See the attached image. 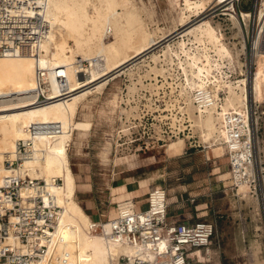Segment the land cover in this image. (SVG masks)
I'll return each mask as SVG.
<instances>
[{
    "label": "bare ground",
    "instance_id": "bare-ground-1",
    "mask_svg": "<svg viewBox=\"0 0 264 264\" xmlns=\"http://www.w3.org/2000/svg\"><path fill=\"white\" fill-rule=\"evenodd\" d=\"M173 1L178 11L173 28L167 34L176 33L177 47L167 44L161 54L152 53L150 59L155 64L163 61L169 69L180 73L179 83L169 85L172 90H178L185 105L179 106V112L187 116L189 127L198 135L199 142L219 158L227 157L228 164H253L249 144L252 133L258 130L260 112L255 111L253 115L252 101L264 104V14L252 40L251 56L259 58V66L252 72L242 59L246 52L245 38L241 22L232 13L231 0ZM223 2H229L224 11L229 16L231 36L238 42L225 39L221 25L212 17L193 23L192 18H201L214 3ZM40 6L38 13L46 28L44 38L33 43L31 54L0 57V164H4L5 159L12 161L18 157L19 141L29 145V153L19 163V170H1L0 188L6 179L14 176L46 184L42 190L49 193L61 209L52 235L57 254L67 256L66 262L61 264H119L121 256L131 261L138 258L154 262L156 257L148 248L109 241L91 232L93 219L76 201L77 184L68 156L75 131L82 134L90 130L88 122L75 121L79 110L89 106L90 101H97L110 81L122 75L131 77L134 68L144 62L141 59L144 53L158 43L161 30L148 29L143 19V16L153 17L154 11L142 0H42ZM30 15L36 13L31 11ZM241 17L247 29L250 16L242 14ZM180 28L184 29L180 31ZM184 38L191 43L190 47ZM150 71L166 78L164 72L168 70L157 69L155 65ZM57 73L64 77L62 89ZM39 80L45 84L43 93L50 100L43 105L36 102L42 92ZM118 99L117 94L110 102L111 116L126 114V119L129 118L133 108H123ZM51 123L60 126L58 134L32 136L28 131L34 124ZM121 126L117 137L121 131L129 130ZM114 138H106L110 148ZM255 142V162L262 164L264 146L261 147L262 141L257 137ZM110 148L103 150V158ZM211 155V151L206 154ZM243 167L249 173V182L233 179L232 184L237 185L239 197L248 199L251 190L248 183L253 180L254 172L251 165ZM56 180H60L61 185L56 184ZM25 194L22 191V196ZM118 206L120 210L134 208L132 201ZM116 218L118 212L107 219ZM105 229L109 231L110 226L105 225ZM257 245L256 256L260 251ZM255 264H264V260L259 258Z\"/></svg>",
    "mask_w": 264,
    "mask_h": 264
},
{
    "label": "rangeland",
    "instance_id": "rangeland-1",
    "mask_svg": "<svg viewBox=\"0 0 264 264\" xmlns=\"http://www.w3.org/2000/svg\"><path fill=\"white\" fill-rule=\"evenodd\" d=\"M142 1L148 9L154 11L153 17L143 16L147 28H158L162 32H158V43L144 53L141 58L144 62L134 68L131 77L122 75L110 81L97 101H90L89 106L79 110L76 122H88L90 133L81 134L75 131L71 141L74 144H71L68 152L70 167L77 184L76 201L81 205L91 198L97 203V207L93 212L87 210L86 213L91 218L96 216L94 221L110 219L117 210L112 201L113 196H110V188L116 187L121 178L147 181L152 187L166 191L170 219L180 222L207 221L213 225L214 236L209 255L203 254V261L197 259L194 264H255V260L259 261V258L264 260L262 205L252 192L253 182L248 184L251 200L239 197L237 185L232 184L231 164H228L227 157L219 158L212 149L200 143L198 135L189 127L187 116L179 112V106L185 105L178 90H172L169 84L179 83L180 73L169 69L163 61L155 64L150 59L152 53L161 54L167 44H171L172 48L177 47L176 33L174 36L168 34L173 28L178 7L173 0ZM228 3H214L201 18H192L193 23L212 17L214 22L221 25L225 39L234 42L229 16L224 11ZM231 4L232 13L241 22L245 38L246 52L242 59H245L247 66L254 72L259 66V58L251 56L252 40L264 14V0H231ZM242 14L250 16L247 29ZM183 29L180 28V31ZM184 39L190 47L191 43L187 38ZM160 59L163 60L164 57ZM155 65L157 69L168 70L164 72L166 78L150 71ZM117 94L123 108H133L132 115L127 119L126 114L111 116L110 102ZM252 107L253 115L255 111L260 112L255 138L262 141L260 145L263 147L264 104L252 101ZM121 125L127 126L129 130L121 131L120 137H117ZM111 136H115V140L110 148L106 138ZM117 145L120 147L116 148ZM107 147L110 150L103 158V150ZM208 151L212 152L210 157L206 156ZM123 158H128L130 164L110 162L115 159L121 162ZM87 159L93 164H77ZM261 166L264 168V162ZM61 183L59 180V185ZM140 184L144 185L145 182ZM135 202L139 203L138 200ZM256 243L260 245L257 256ZM197 256L196 254V258Z\"/></svg>",
    "mask_w": 264,
    "mask_h": 264
},
{
    "label": "built area",
    "instance_id": "built-area-1",
    "mask_svg": "<svg viewBox=\"0 0 264 264\" xmlns=\"http://www.w3.org/2000/svg\"><path fill=\"white\" fill-rule=\"evenodd\" d=\"M42 0H0V57L19 54H31L33 43L41 41L46 28L38 10ZM34 11L35 16L30 12ZM42 77V74L40 75ZM62 89L64 77L56 74ZM41 94L37 104L49 102L43 92L45 84L39 80ZM28 131L32 136H52L60 132L58 124H34ZM255 133L250 144L253 164H231L232 177L235 182H249L250 176L243 166H253L251 183L253 194L262 205L264 222V168L256 164ZM245 137H242L244 140ZM29 145L19 141L14 160L5 159L0 164L15 172L19 170L22 158L27 157ZM59 185V180L55 181ZM250 184V183H248ZM46 184L41 180L12 177L6 179L0 188V264H61L67 256L57 254L53 243V232L61 209L54 198L42 190ZM236 186V185H235ZM33 190L34 193H28ZM22 191L26 194L22 196ZM166 191L154 187L148 193L147 208L136 211L135 208L120 210L116 205L118 218L114 220L91 221L90 230L103 235L109 241L123 242L140 248H148L154 253V262H145L136 258L121 256L119 264H193L194 251L202 250L205 255L212 245L214 227L207 221L180 222L170 219ZM110 230L105 229V225ZM264 224V223H263ZM60 243L63 241L60 240Z\"/></svg>",
    "mask_w": 264,
    "mask_h": 264
},
{
    "label": "crops",
    "instance_id": "crops-1",
    "mask_svg": "<svg viewBox=\"0 0 264 264\" xmlns=\"http://www.w3.org/2000/svg\"><path fill=\"white\" fill-rule=\"evenodd\" d=\"M75 121H76V118H75ZM89 133H90V130L88 131V134ZM71 144H74V142H71ZM71 144H70V146H71ZM87 155H89V153ZM110 162H111V164L112 163L113 164H130V161L128 160V158H125V159L123 158L121 162H117L116 159L113 161H110ZM77 164H93V162L90 159H87L86 161L81 160ZM141 182H145V184L142 185V184H140ZM153 188L154 187H152L151 184H149L147 181H135V180L130 179V178H128V179L121 178L120 180L117 181L116 187L113 186L110 188V191H111L110 196L111 197L113 196L112 201L116 205H118L119 203L132 201L134 204V208L137 211H142V210H145L147 207V205H146L147 194ZM116 189H118L117 192L113 193V191ZM76 193H77V189H76ZM136 200H138V202H139L138 204L135 202ZM81 206L85 212L87 210L93 212L95 210V208L97 207V203L90 198L89 200H87V202H82ZM116 212H117V210L115 211V214H116ZM93 218H96V216H93L91 219H93ZM185 219H188V218H185ZM209 252L210 251H208V253ZM196 254L198 255L197 258H196ZM203 254H204V252L202 250H199V251H194L192 256L195 259L202 260ZM193 264H194V262H193Z\"/></svg>",
    "mask_w": 264,
    "mask_h": 264
}]
</instances>
